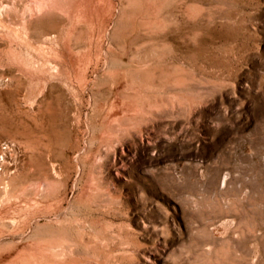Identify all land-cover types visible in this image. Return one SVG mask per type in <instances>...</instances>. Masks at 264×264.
<instances>
[{
	"label": "rangeland",
	"instance_id": "374dc122",
	"mask_svg": "<svg viewBox=\"0 0 264 264\" xmlns=\"http://www.w3.org/2000/svg\"><path fill=\"white\" fill-rule=\"evenodd\" d=\"M0 9V264H264V0Z\"/></svg>",
	"mask_w": 264,
	"mask_h": 264
},
{
	"label": "bare ground",
	"instance_id": "6f19581e",
	"mask_svg": "<svg viewBox=\"0 0 264 264\" xmlns=\"http://www.w3.org/2000/svg\"><path fill=\"white\" fill-rule=\"evenodd\" d=\"M37 1H39V0H37ZM37 4V3H36ZM28 5V4H27ZM1 6H2V4H1ZM5 6V5H4ZM7 6V5H6ZM12 6V5H11ZM26 7V6H25ZM46 7V6H45ZM7 8V7H6ZM11 8V7H10ZM41 8V7H40ZM13 9V8H12ZM29 8H27V10H28ZM14 10V9H13ZM0 11H1V9H0ZM43 11V10H42ZM41 11V12H42ZM2 12V11H1ZM25 12V11H24ZM24 12H23V14H24ZM27 12V11H26ZM30 12V11H29ZM7 13V12H6ZM31 13V12H30ZM1 14V13H0ZM3 14V13H2ZM2 14L0 15V16H2ZM9 14V13H8ZM25 14H27V13H25ZM4 15V14H3ZM7 15V14H6ZM26 16V15H25ZM24 16V18H26V19H24L25 21L27 20V17H25ZM29 16V15H28ZM22 17V16H21ZM0 20H3V19H0ZM5 20V19H4ZM23 20V19H22ZM29 20V19H28ZM30 20H32V18L30 19ZM6 21V20H5ZM25 21H23V22H25ZM5 23V22H4ZM27 24V23H26ZM29 24H31V23H29ZM29 24H27V25H29ZM23 27H24V25H23ZM29 27V26H28ZM27 27V28H28ZM44 27V26H43ZM30 29V28H29ZM55 36V35H54ZM49 38V37H48ZM6 149V148H5Z\"/></svg>",
	"mask_w": 264,
	"mask_h": 264
}]
</instances>
